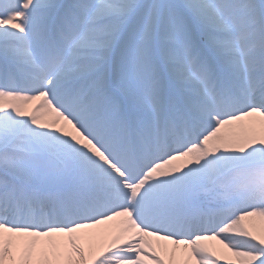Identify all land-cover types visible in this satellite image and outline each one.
Returning <instances> with one entry per match:
<instances>
[{
  "label": "snow or ice",
  "instance_id": "snow-or-ice-1",
  "mask_svg": "<svg viewBox=\"0 0 264 264\" xmlns=\"http://www.w3.org/2000/svg\"><path fill=\"white\" fill-rule=\"evenodd\" d=\"M0 264H264V0H0Z\"/></svg>",
  "mask_w": 264,
  "mask_h": 264
},
{
  "label": "bare ground",
  "instance_id": "bare-ground-1",
  "mask_svg": "<svg viewBox=\"0 0 264 264\" xmlns=\"http://www.w3.org/2000/svg\"><path fill=\"white\" fill-rule=\"evenodd\" d=\"M210 243H214V242H210Z\"/></svg>",
  "mask_w": 264,
  "mask_h": 264
}]
</instances>
